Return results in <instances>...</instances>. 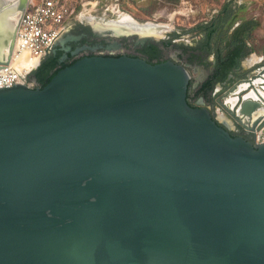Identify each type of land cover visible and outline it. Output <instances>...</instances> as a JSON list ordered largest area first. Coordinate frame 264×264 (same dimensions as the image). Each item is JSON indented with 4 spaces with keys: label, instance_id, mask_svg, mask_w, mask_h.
I'll list each match as a JSON object with an SVG mask.
<instances>
[{
    "label": "water",
    "instance_id": "obj_1",
    "mask_svg": "<svg viewBox=\"0 0 264 264\" xmlns=\"http://www.w3.org/2000/svg\"><path fill=\"white\" fill-rule=\"evenodd\" d=\"M28 3L0 0V68ZM263 76L264 59L218 100L246 132L264 126ZM190 79L87 57L0 89V264H264V144L190 105Z\"/></svg>",
    "mask_w": 264,
    "mask_h": 264
},
{
    "label": "flooded vegetation",
    "instance_id": "obj_2",
    "mask_svg": "<svg viewBox=\"0 0 264 264\" xmlns=\"http://www.w3.org/2000/svg\"><path fill=\"white\" fill-rule=\"evenodd\" d=\"M247 9L241 0H226L209 18L189 28L154 21L136 22L128 16L119 17L118 12L113 19L90 13L73 14L59 36L65 42L62 48L68 50L67 58L60 63L65 52L59 45L47 52L36 70L48 57H59L57 68L62 69L87 57H129L152 65L172 62L191 75L190 105L197 107L203 102L232 136L251 141V136L218 103L225 89L254 66L255 34L259 26L249 18ZM119 22L122 29L115 28ZM75 52L77 55L73 56ZM35 82V87H40Z\"/></svg>",
    "mask_w": 264,
    "mask_h": 264
},
{
    "label": "built area",
    "instance_id": "obj_3",
    "mask_svg": "<svg viewBox=\"0 0 264 264\" xmlns=\"http://www.w3.org/2000/svg\"><path fill=\"white\" fill-rule=\"evenodd\" d=\"M73 14L67 0H29L19 22L11 60L0 68V89L20 83L35 88L33 73ZM259 81L264 83V76ZM262 88L264 96V86ZM247 133L254 144H264V126L259 131Z\"/></svg>",
    "mask_w": 264,
    "mask_h": 264
},
{
    "label": "rangeland",
    "instance_id": "obj_4",
    "mask_svg": "<svg viewBox=\"0 0 264 264\" xmlns=\"http://www.w3.org/2000/svg\"><path fill=\"white\" fill-rule=\"evenodd\" d=\"M74 15L90 13L106 18L128 16L134 21H154L173 26L189 28L197 21L209 18L226 0H181L177 6L165 4L162 0H67ZM248 7V16L257 22V49L264 48V0H241ZM91 17V16H90ZM118 18L117 20H119ZM136 21V22H137Z\"/></svg>",
    "mask_w": 264,
    "mask_h": 264
},
{
    "label": "trees",
    "instance_id": "obj_5",
    "mask_svg": "<svg viewBox=\"0 0 264 264\" xmlns=\"http://www.w3.org/2000/svg\"><path fill=\"white\" fill-rule=\"evenodd\" d=\"M162 1L165 4L172 6H177L181 2V0H162ZM74 63H76V61L69 64L68 66H71ZM58 65H59V57H48L42 62L38 70H36L33 73L34 78L40 84V89L46 87L51 82V80L58 74V72L62 70V68H57ZM227 69H229V67H227Z\"/></svg>",
    "mask_w": 264,
    "mask_h": 264
},
{
    "label": "crops",
    "instance_id": "obj_6",
    "mask_svg": "<svg viewBox=\"0 0 264 264\" xmlns=\"http://www.w3.org/2000/svg\"><path fill=\"white\" fill-rule=\"evenodd\" d=\"M257 26H259V25H257ZM259 28H260V26L258 27V29ZM254 59H255V61H254L253 65H255L256 63L261 62V60L264 59V48L263 49L255 48V58Z\"/></svg>",
    "mask_w": 264,
    "mask_h": 264
},
{
    "label": "bare ground",
    "instance_id": "obj_7",
    "mask_svg": "<svg viewBox=\"0 0 264 264\" xmlns=\"http://www.w3.org/2000/svg\"><path fill=\"white\" fill-rule=\"evenodd\" d=\"M4 3H10L11 1H13V0H2ZM126 20V19H125ZM128 21V20H127ZM126 21V22H127ZM129 22V21H128ZM121 22H119L118 24L117 23H115L116 24V26H120L119 24H120ZM122 24V23H121Z\"/></svg>",
    "mask_w": 264,
    "mask_h": 264
}]
</instances>
